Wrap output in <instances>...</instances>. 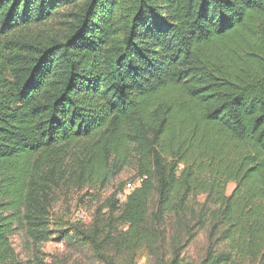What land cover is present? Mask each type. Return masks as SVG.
I'll return each instance as SVG.
<instances>
[{
    "label": "trees",
    "instance_id": "16d2710c",
    "mask_svg": "<svg viewBox=\"0 0 264 264\" xmlns=\"http://www.w3.org/2000/svg\"><path fill=\"white\" fill-rule=\"evenodd\" d=\"M64 8L60 33L16 34ZM133 160L124 203L58 241L103 264H264V0H0V264H43L13 233L47 242L58 192Z\"/></svg>",
    "mask_w": 264,
    "mask_h": 264
},
{
    "label": "rangeland",
    "instance_id": "374dc122",
    "mask_svg": "<svg viewBox=\"0 0 264 264\" xmlns=\"http://www.w3.org/2000/svg\"><path fill=\"white\" fill-rule=\"evenodd\" d=\"M70 11L71 8L59 10L47 23L31 27L25 33L17 32L16 34L31 40L46 39L55 32L60 33L65 20L64 16H67ZM136 175V162L133 160L104 190L76 191L72 189L58 192L50 210V229L55 233L52 238L47 242L34 245L26 238L24 232L15 231L10 238L13 250L22 262L37 256L43 264H103L89 244H84L80 238L74 241L67 239L58 241L59 233L71 231L73 228L88 229L93 223L96 209L100 208L113 193H120L118 205L121 206L126 196L139 185ZM232 189L233 185H229L227 194ZM198 199L202 201L203 197ZM206 246V234L201 231L186 247L185 260L198 261L203 256ZM123 261L119 264H150V258L145 250L138 252L133 262Z\"/></svg>",
    "mask_w": 264,
    "mask_h": 264
}]
</instances>
